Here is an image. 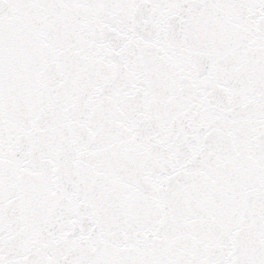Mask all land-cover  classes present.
Returning a JSON list of instances; mask_svg holds the SVG:
<instances>
[{
    "label": "snow or ice",
    "instance_id": "6c2138e0",
    "mask_svg": "<svg viewBox=\"0 0 264 264\" xmlns=\"http://www.w3.org/2000/svg\"><path fill=\"white\" fill-rule=\"evenodd\" d=\"M0 264H264V0H0Z\"/></svg>",
    "mask_w": 264,
    "mask_h": 264
}]
</instances>
